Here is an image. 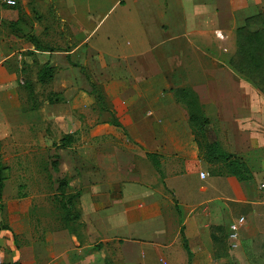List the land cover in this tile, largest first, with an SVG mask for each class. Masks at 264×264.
Wrapping results in <instances>:
<instances>
[{
	"label": "crops",
	"instance_id": "1",
	"mask_svg": "<svg viewBox=\"0 0 264 264\" xmlns=\"http://www.w3.org/2000/svg\"><path fill=\"white\" fill-rule=\"evenodd\" d=\"M17 3L14 10L0 2L1 118L11 117L10 106L22 108L21 80L53 90V103L68 107L53 105L42 116L44 133L51 128L73 139L49 144L57 159L52 178L58 183L66 176L80 189L78 216L62 214L60 225L45 228L28 262L187 264L183 233L191 263L213 264L212 224L227 226L228 246V224L243 214L237 247L248 230L262 226L264 93L229 60L236 28L264 10V0ZM44 63L53 73L41 81ZM177 87L190 88L201 104L208 119L204 141L245 161L249 178L205 156ZM147 152L156 153L158 167ZM18 220L8 231L33 228L29 215ZM7 244L13 249L6 251ZM15 247L0 236V264H24Z\"/></svg>",
	"mask_w": 264,
	"mask_h": 264
},
{
	"label": "rangeland",
	"instance_id": "2",
	"mask_svg": "<svg viewBox=\"0 0 264 264\" xmlns=\"http://www.w3.org/2000/svg\"><path fill=\"white\" fill-rule=\"evenodd\" d=\"M0 2L11 7L2 0ZM218 32L221 30L215 31L217 35ZM27 80L26 78V82L20 81L24 83L22 91L19 92L22 108L8 107L6 114L11 116L9 119H2L0 115V162L3 165L1 171L4 178L0 197V228H11L9 224L17 221L22 214L29 215L33 228L18 233H11L13 230L10 232L7 229L0 236L6 240L13 239L16 245L15 253L21 255L20 259H25L24 264H31L28 259L33 256L32 245L44 239L45 228L56 223L60 225L59 216H62L67 208L62 205L65 200L63 198L74 193L75 189L67 184L60 191L58 183L52 178L51 169L57 168V159L54 158L55 153L49 150V144L60 142L61 134L53 132L51 128H48L49 133H44L45 120L42 119L46 112L53 111V105L61 109L68 105L60 102L54 104L53 100L58 97L53 90L43 86L35 87L31 83L27 87ZM36 119H40L42 125ZM31 122L32 127L34 126L33 133L30 132ZM34 171L41 175L35 176ZM226 231L227 226L224 234ZM246 234L245 240L240 241L237 248L231 247L230 244L227 246L228 241L224 237L227 244L223 248L215 247L213 264H264V222L262 226L254 231L248 230ZM251 235L252 238L248 239ZM11 249L13 247L7 244L6 251Z\"/></svg>",
	"mask_w": 264,
	"mask_h": 264
},
{
	"label": "trees",
	"instance_id": "3",
	"mask_svg": "<svg viewBox=\"0 0 264 264\" xmlns=\"http://www.w3.org/2000/svg\"><path fill=\"white\" fill-rule=\"evenodd\" d=\"M17 4L18 3L11 5L12 9L16 10L18 8ZM253 24H258L259 27L253 29L251 28ZM236 41L237 48L234 54L230 57V64L240 74L251 80L264 93V10L245 17L244 22L236 28ZM82 68L84 69V66H82ZM52 73L53 66L49 63H44L37 71V77L42 81L50 77ZM86 73L90 77L89 73ZM26 86L29 87L30 83H27ZM174 91L176 97L185 103L189 110L191 126L195 132L197 142L205 149V156L208 159L223 161L227 170L234 174L237 178H249L251 173L245 161L224 150L217 141H204L208 119L205 116L202 106L198 102L194 92L188 87H177ZM72 139L73 135L71 133H65L60 138V144H69ZM147 154L151 157L155 166L158 167L159 160L156 157V153L147 152ZM2 167L3 165L0 162V197L4 186V178L1 171ZM67 184L68 177L64 176L58 179V188L60 191H62ZM79 193L80 189H76L74 193L69 194L66 198H63L65 200L62 202V205L67 207L65 208V213L63 214L64 217L69 219L78 216L77 210L74 208V199ZM225 236L226 234H224V227L222 224L211 225V237L215 246L217 245V248L224 247L223 240ZM182 243L187 250L189 257L187 264H192L190 261L191 250L183 233ZM14 264H21L20 260L15 261Z\"/></svg>",
	"mask_w": 264,
	"mask_h": 264
},
{
	"label": "built area",
	"instance_id": "4",
	"mask_svg": "<svg viewBox=\"0 0 264 264\" xmlns=\"http://www.w3.org/2000/svg\"><path fill=\"white\" fill-rule=\"evenodd\" d=\"M18 0H2L3 3L6 5H15ZM220 37H223L221 32H218ZM200 174L203 176L205 174L204 171H200ZM245 216L243 214L239 215L233 221H230L228 224V238L230 239V246L236 247L238 245V235H239V228L243 224Z\"/></svg>",
	"mask_w": 264,
	"mask_h": 264
}]
</instances>
